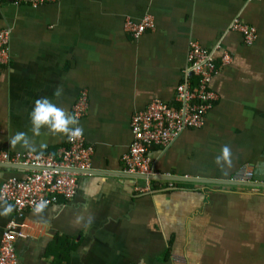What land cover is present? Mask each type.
Masks as SVG:
<instances>
[{"label":"crops","instance_id":"obj_1","mask_svg":"<svg viewBox=\"0 0 264 264\" xmlns=\"http://www.w3.org/2000/svg\"><path fill=\"white\" fill-rule=\"evenodd\" d=\"M146 13L155 28L132 37L126 18ZM236 17L256 27L253 43L230 30ZM0 26L11 30L10 59L0 73V149L55 154L67 134L42 126L34 135L29 112L47 97L73 116L82 90L88 108L76 121L94 147V173L78 177L68 202L19 216L0 200V242L6 225L18 223L15 264H264V0H0ZM192 40L205 47L220 41L231 58L222 64L217 55L222 65L211 87L218 99L204 124L151 149L157 176L231 181L251 164L253 179L156 178L149 190H137L140 179L119 174L131 118L154 98L175 102ZM16 132L34 150L10 143ZM224 147L226 170L215 160ZM28 173L0 166V187ZM173 254L186 261L174 262Z\"/></svg>","mask_w":264,"mask_h":264},{"label":"built area","instance_id":"obj_2","mask_svg":"<svg viewBox=\"0 0 264 264\" xmlns=\"http://www.w3.org/2000/svg\"><path fill=\"white\" fill-rule=\"evenodd\" d=\"M4 1L17 5L39 6L58 0ZM154 28L155 19L151 13H146L138 21L130 16L125 20V30L134 38ZM230 30L240 32L247 44L253 43L258 36L256 27L242 22L239 17L230 24ZM10 36V28L0 26V73L10 59ZM219 52H222V64L230 60V54L223 50L220 41L212 47H205L192 40L187 63L176 88L175 102L154 98L143 110L133 114L130 124L132 142L123 156V161L124 172L145 176L138 178L143 183L136 185L137 190H149L152 180L158 175L150 156L152 148L164 149L170 146L182 131L204 124L208 111L218 99V94L211 87V81L222 65H219L217 60ZM87 108V91L82 90L73 107V117L76 120L83 117ZM93 153L94 147L86 141L83 131L78 137H68L65 145L55 154L0 149V162L34 166L28 168L29 173L24 177L12 176L4 180L0 187V200L13 203L19 216L26 210L39 213L49 205L68 202L77 192L78 177L91 172ZM253 176L251 164H244L230 179L247 182L252 180ZM41 202H44L43 207L40 211H35L36 205ZM17 224V221L11 220L2 233L0 264H15L17 261ZM172 260L185 262L186 258L173 254Z\"/></svg>","mask_w":264,"mask_h":264},{"label":"clouds","instance_id":"obj_3","mask_svg":"<svg viewBox=\"0 0 264 264\" xmlns=\"http://www.w3.org/2000/svg\"><path fill=\"white\" fill-rule=\"evenodd\" d=\"M54 94H59V89ZM29 120L32 133L38 134L41 127H47L53 133L67 134L69 139L81 135L82 129L77 125L76 119L66 114L65 110L56 106L47 97H41L34 101L31 111L29 112ZM77 125L75 127H70ZM20 143L23 147L34 150V145L30 142V138L24 132H16L11 138L10 143ZM216 163L222 169L226 170V166H230L229 151L224 147L219 155L215 158ZM41 202L36 205L35 211H40L43 207ZM11 210V205L4 207L3 212L7 213Z\"/></svg>","mask_w":264,"mask_h":264},{"label":"water","instance_id":"obj_4","mask_svg":"<svg viewBox=\"0 0 264 264\" xmlns=\"http://www.w3.org/2000/svg\"><path fill=\"white\" fill-rule=\"evenodd\" d=\"M0 166L8 167V168H34V166H26L20 164H9L6 162H0ZM94 173V170H91ZM121 175H126L134 178H144L145 176L137 174V173H127V172H119ZM157 179H168V180H195L200 182H217V183H247V182H236V181H224V180H214V179H207V178H191V177H181V176H173V175H161L156 176ZM256 185V183H253Z\"/></svg>","mask_w":264,"mask_h":264}]
</instances>
